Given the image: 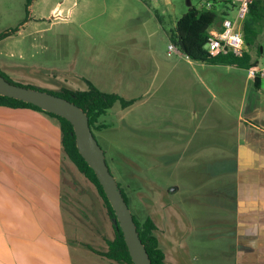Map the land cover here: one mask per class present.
Instances as JSON below:
<instances>
[{
  "label": "rangeland",
  "instance_id": "1",
  "mask_svg": "<svg viewBox=\"0 0 264 264\" xmlns=\"http://www.w3.org/2000/svg\"><path fill=\"white\" fill-rule=\"evenodd\" d=\"M225 1L216 8H229L234 18L236 9ZM208 2L214 0H34L28 7L25 0H0V33L17 30L0 40V69L13 83L55 92L85 91L91 82L104 92L135 100L127 108L116 103L100 118L106 128L94 134L132 214L141 222L150 217L156 224L167 264L237 263L235 178L227 164L235 154L218 147L223 134L217 124L221 112L232 124L239 112L221 103L212 83L204 100L198 101L197 92L207 85L204 71L211 64L196 70L203 62L168 55L177 20L189 8ZM259 42L264 46V30ZM211 68L221 72L220 67ZM40 116L44 121L24 111L0 109V202L14 199L34 214L35 208L25 203L29 182L22 181L23 189L14 195L10 188L18 178L3 162L24 153L30 167L22 169L29 171L36 161L34 167L44 174V166L59 160L65 175L59 187V215L76 230L91 226L78 240L100 248L90 231L99 227L101 234L104 225L109 240L114 238L103 200L64 158L60 132L52 127L59 128V122L45 113ZM94 198L87 208L86 200L91 203Z\"/></svg>",
  "mask_w": 264,
  "mask_h": 264
},
{
  "label": "crops",
  "instance_id": "2",
  "mask_svg": "<svg viewBox=\"0 0 264 264\" xmlns=\"http://www.w3.org/2000/svg\"><path fill=\"white\" fill-rule=\"evenodd\" d=\"M225 2V0H218L217 3ZM229 3L231 8L235 9L230 0ZM211 4L213 6V3ZM223 11H227V18H231L229 8L225 7ZM251 55L253 61H258V67L264 66V52L263 56L258 58L256 50L253 49ZM187 60L190 61V59ZM204 64L206 63L196 65L194 68L197 70L204 67ZM213 66L220 67L221 72L211 68ZM239 69L228 65L208 66V69L204 71L207 85L206 88L203 87L197 92L200 97L198 101L204 100L205 93L210 92L211 84L209 83H212V88L222 97L221 103L231 104L238 109L239 118L236 122L230 123L226 118L228 114L221 112L219 117L222 121L217 124L220 125L217 126L218 129H221L219 134H223L218 147L235 154V157L227 161V164H231L230 171L235 178L233 207L237 213L238 223L236 264H264V78L257 82L248 77L246 70L242 69L245 73L241 75ZM189 77L192 78V74H189ZM202 84L204 85L203 81ZM190 88L193 90L192 87ZM0 109L11 112L24 111L42 120L40 116L42 113L38 111L11 110L4 107ZM52 127L57 134L60 132L61 135L60 127ZM208 130L207 135L201 138L204 143H208ZM64 158L67 160L65 154ZM24 159V153H16V159L3 163L13 176L16 175L18 178V182L10 188L14 195L18 196V191L23 189L22 181L29 182L27 186H31V189L26 191L25 203H30L31 207L35 208L34 214L28 205H19L14 199L7 201L6 204L0 202V264H121L104 258L91 249L100 252L108 250L107 226H105L106 230L104 225L100 227L101 234L97 233L99 227H96L95 233L90 231V238L100 246V248H94L78 240L83 230L87 231L91 229V226L83 230L78 227L79 229L76 230V227L66 225L65 221L63 223L59 215L63 200L59 187L61 177L65 179L64 165L61 169L59 160L48 164L44 166L48 172L43 174L41 167H34L35 163L39 164L35 161L33 166L32 163L30 164L32 169L27 168L37 175L32 176L30 170L22 169L26 166L30 167L25 165ZM35 159H44L45 162L46 157ZM87 184L93 191L91 183ZM66 188L69 192L68 196L75 200L72 190ZM94 200L95 198L91 203L89 199L86 200V207L90 209ZM82 201L81 205H85ZM40 202H44L43 207L37 210ZM86 231L84 232L87 233Z\"/></svg>",
  "mask_w": 264,
  "mask_h": 264
},
{
  "label": "trees",
  "instance_id": "3",
  "mask_svg": "<svg viewBox=\"0 0 264 264\" xmlns=\"http://www.w3.org/2000/svg\"><path fill=\"white\" fill-rule=\"evenodd\" d=\"M26 5L30 7L34 0H25ZM218 0H214L213 6L209 7L208 3L202 8L191 7L178 21L175 30L170 34L171 43L174 44L179 51L187 55L190 60L203 62L211 65H228L243 70L258 67V61H253L251 51L256 50L258 58L263 56L264 48L259 42V37L264 30V0H255L250 7L248 18L242 24L245 46L242 54L236 56L232 53L213 57L210 55L207 45L212 28H217V24L227 18V11L220 12L216 8ZM17 30L0 33V40H3ZM0 74L9 82L13 83L0 69ZM260 78L256 81L259 82ZM15 84V83H13ZM19 85V84H16ZM88 90H70L62 89L61 91L50 92L56 96L67 99L82 108L89 117V124L93 131H100L106 128L105 125L99 123L100 118L112 109L116 103H120L122 108L131 106L135 100H126L117 93H108L100 90L91 82H88ZM22 86V85H19ZM33 88V87H28ZM41 90V89H40ZM44 91V90H43ZM0 107L11 110H32L45 113L55 118L61 129L62 150L65 157L84 175V177L92 183L107 209V214L111 220L114 238L107 241L108 250L100 252L91 248L98 255L111 261L121 264H134L128 247L126 245L122 229L117 221L116 214L101 186L95 172L90 168L88 163L79 153L76 144V135L74 126L68 120L54 114L47 113L39 107L25 103L20 100L4 97L0 95ZM95 136V134H94ZM122 193L128 203V198L119 184ZM134 220L137 224L140 238L145 245L147 252L153 264H167L166 255L160 247L159 239L155 235L157 226L149 217L144 222L139 221L135 216Z\"/></svg>",
  "mask_w": 264,
  "mask_h": 264
},
{
  "label": "water",
  "instance_id": "4",
  "mask_svg": "<svg viewBox=\"0 0 264 264\" xmlns=\"http://www.w3.org/2000/svg\"><path fill=\"white\" fill-rule=\"evenodd\" d=\"M221 26L222 21L217 24L218 28ZM0 95L35 105L47 113L57 115L72 123L79 153L93 169L103 187L122 229L133 263L153 264L140 238L134 215L107 164L105 152L94 136L85 111L67 99L47 91L13 84L1 74Z\"/></svg>",
  "mask_w": 264,
  "mask_h": 264
},
{
  "label": "built area",
  "instance_id": "5",
  "mask_svg": "<svg viewBox=\"0 0 264 264\" xmlns=\"http://www.w3.org/2000/svg\"><path fill=\"white\" fill-rule=\"evenodd\" d=\"M230 1L236 9L235 18H225L219 29L212 28L210 30L207 49L213 57L227 55L229 53L240 56L245 46L242 24L248 18L250 7L255 0ZM208 6L211 7L212 4L208 3ZM168 54H181L185 56L186 59H189L187 55L179 51L172 43L168 46ZM247 75L253 80H256L257 78H264V66L247 70Z\"/></svg>",
  "mask_w": 264,
  "mask_h": 264
}]
</instances>
